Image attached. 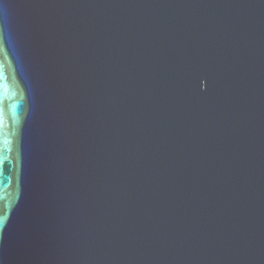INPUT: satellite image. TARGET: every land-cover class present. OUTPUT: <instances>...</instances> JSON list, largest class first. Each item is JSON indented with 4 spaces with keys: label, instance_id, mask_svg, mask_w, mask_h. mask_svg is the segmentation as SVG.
Masks as SVG:
<instances>
[{
    "label": "water",
    "instance_id": "obj_1",
    "mask_svg": "<svg viewBox=\"0 0 264 264\" xmlns=\"http://www.w3.org/2000/svg\"><path fill=\"white\" fill-rule=\"evenodd\" d=\"M0 264H264V0H0Z\"/></svg>",
    "mask_w": 264,
    "mask_h": 264
}]
</instances>
